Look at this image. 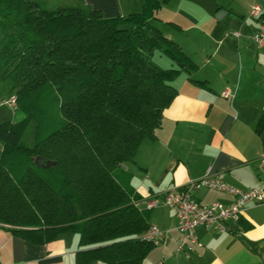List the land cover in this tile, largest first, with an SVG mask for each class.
I'll return each instance as SVG.
<instances>
[{
    "label": "trees",
    "instance_id": "16d2710c",
    "mask_svg": "<svg viewBox=\"0 0 264 264\" xmlns=\"http://www.w3.org/2000/svg\"><path fill=\"white\" fill-rule=\"evenodd\" d=\"M77 1L0 0V79L21 114L0 121V225L35 243L77 232L76 264H142L156 244L120 163L155 138L171 79L197 64L151 21L167 0L112 16ZM154 49L175 65L155 64Z\"/></svg>",
    "mask_w": 264,
    "mask_h": 264
},
{
    "label": "crops",
    "instance_id": "0c3cea01",
    "mask_svg": "<svg viewBox=\"0 0 264 264\" xmlns=\"http://www.w3.org/2000/svg\"><path fill=\"white\" fill-rule=\"evenodd\" d=\"M80 1L112 16L137 10L144 0ZM253 4L264 16V0H167L151 19L197 68L171 79L177 93L162 111L155 138L142 139L133 160L123 163L139 207L162 230L142 264H264V203L248 204L225 231L196 226L201 244L188 257L175 251L180 234L174 211L163 204L145 206L148 196L205 174L241 189L264 184V126L255 130L264 111V47L252 38L258 27ZM219 9L225 12L216 19ZM226 88L229 96L221 94ZM192 194L203 203L233 199L205 184ZM68 232L35 243L0 225V264H76L78 234Z\"/></svg>",
    "mask_w": 264,
    "mask_h": 264
},
{
    "label": "built area",
    "instance_id": "2783aa9c",
    "mask_svg": "<svg viewBox=\"0 0 264 264\" xmlns=\"http://www.w3.org/2000/svg\"><path fill=\"white\" fill-rule=\"evenodd\" d=\"M250 13L258 18V27L252 34V38L258 47H264V16L260 14V7L257 4L251 6ZM221 94L229 96L230 91L226 88ZM15 100L16 97L12 94L5 101L14 105ZM262 164L264 165V158ZM199 184L224 190L232 194L233 199L230 202L217 200L203 203L192 194V190ZM261 203H264V184L259 187L241 189L208 174L184 184L172 185L158 194L148 196L145 200V206L148 208L163 204L174 211L177 220L176 228L180 234L175 251L186 257L189 256L194 245L201 244L196 234V226L202 225L205 229L225 231L230 229L232 222L240 218L248 204ZM161 234L162 230L156 224H150L143 233V237L157 244Z\"/></svg>",
    "mask_w": 264,
    "mask_h": 264
},
{
    "label": "rangeland",
    "instance_id": "374dc122",
    "mask_svg": "<svg viewBox=\"0 0 264 264\" xmlns=\"http://www.w3.org/2000/svg\"><path fill=\"white\" fill-rule=\"evenodd\" d=\"M40 2L46 7H56L59 5L76 4L78 1L77 0H40ZM214 17L217 19L216 16ZM225 30L227 33L228 32L231 33V29L226 28ZM2 34L3 31L0 25V37L2 36ZM151 60L155 64L157 65L159 64L160 67H169L175 65L172 62L171 58L166 53H164L159 49H154L151 55ZM12 94L13 91L11 90L10 80L8 78L0 79V121L6 119L15 120L21 116L20 112L17 110L16 104L12 105L5 101ZM68 233H72V232H68Z\"/></svg>",
    "mask_w": 264,
    "mask_h": 264
},
{
    "label": "water",
    "instance_id": "95a60500",
    "mask_svg": "<svg viewBox=\"0 0 264 264\" xmlns=\"http://www.w3.org/2000/svg\"><path fill=\"white\" fill-rule=\"evenodd\" d=\"M225 12V10L224 9H219V10H217L216 12H215V16L217 17V18H219L220 17V15L222 14V13H224ZM54 160L53 159H50V158H46V157H43V156H40L39 158H38V160H37V164L39 165V166H51L52 164H54ZM120 166L122 167V168H125V165L123 164V163H120Z\"/></svg>",
    "mask_w": 264,
    "mask_h": 264
}]
</instances>
